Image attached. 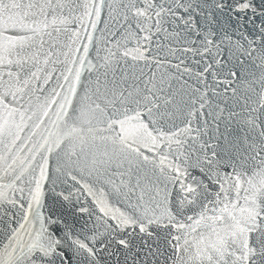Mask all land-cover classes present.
<instances>
[{
	"label": "snow or ice",
	"instance_id": "obj_1",
	"mask_svg": "<svg viewBox=\"0 0 264 264\" xmlns=\"http://www.w3.org/2000/svg\"><path fill=\"white\" fill-rule=\"evenodd\" d=\"M0 264H264V0H0Z\"/></svg>",
	"mask_w": 264,
	"mask_h": 264
},
{
	"label": "water",
	"instance_id": "obj_2",
	"mask_svg": "<svg viewBox=\"0 0 264 264\" xmlns=\"http://www.w3.org/2000/svg\"><path fill=\"white\" fill-rule=\"evenodd\" d=\"M106 19V12L105 14H102V21ZM99 28H103V23H101L99 26ZM215 30V29H214ZM97 35H99V33H97ZM195 38V37H193ZM235 38V37H234ZM132 45L130 44L129 47H131ZM93 56H95V52L93 51L91 53ZM101 55H103V52H101ZM250 71L254 72L257 76H259L260 74V69L258 68H250ZM237 75L239 76L240 73L238 72ZM239 92L241 95L244 94V88L243 86L241 85V87L239 88ZM222 107H225L227 108V105H221ZM233 111H240L239 107H236L233 109ZM228 113L227 111L224 112V117H227ZM208 120H209V124H211V117H207ZM225 129H224V118L222 117L221 120H220V131L223 132ZM229 133L233 136H242L243 135V132H244V129L239 126L236 122V120H233L229 126V129H228ZM211 134V132L209 133Z\"/></svg>",
	"mask_w": 264,
	"mask_h": 264
}]
</instances>
